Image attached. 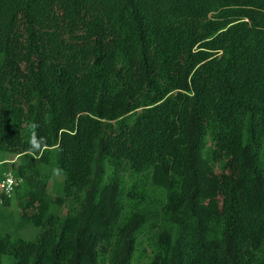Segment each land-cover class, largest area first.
Returning <instances> with one entry per match:
<instances>
[{"label":"trees","instance_id":"16d2710c","mask_svg":"<svg viewBox=\"0 0 264 264\" xmlns=\"http://www.w3.org/2000/svg\"><path fill=\"white\" fill-rule=\"evenodd\" d=\"M0 151V264H264V0H0Z\"/></svg>","mask_w":264,"mask_h":264},{"label":"built area","instance_id":"2783aa9c","mask_svg":"<svg viewBox=\"0 0 264 264\" xmlns=\"http://www.w3.org/2000/svg\"><path fill=\"white\" fill-rule=\"evenodd\" d=\"M17 183L18 181L11 172L6 174L4 179L0 182V201L3 197L2 194L10 196L14 192Z\"/></svg>","mask_w":264,"mask_h":264},{"label":"rangeland","instance_id":"374dc122","mask_svg":"<svg viewBox=\"0 0 264 264\" xmlns=\"http://www.w3.org/2000/svg\"><path fill=\"white\" fill-rule=\"evenodd\" d=\"M0 157H5V158H10V159H13L14 158V155H12L10 152H7V151H0ZM60 179H61V176H60ZM12 258H10L8 255H5L3 257V263L2 264H8V262L11 261Z\"/></svg>","mask_w":264,"mask_h":264},{"label":"clouds","instance_id":"9594fccd","mask_svg":"<svg viewBox=\"0 0 264 264\" xmlns=\"http://www.w3.org/2000/svg\"><path fill=\"white\" fill-rule=\"evenodd\" d=\"M33 146L34 147H39V143L35 141V139H33Z\"/></svg>","mask_w":264,"mask_h":264}]
</instances>
